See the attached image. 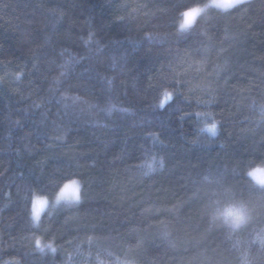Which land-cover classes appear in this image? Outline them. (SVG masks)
Instances as JSON below:
<instances>
[{
  "label": "trees",
  "instance_id": "16d2710c",
  "mask_svg": "<svg viewBox=\"0 0 264 264\" xmlns=\"http://www.w3.org/2000/svg\"><path fill=\"white\" fill-rule=\"evenodd\" d=\"M202 2L0 0V264H264L206 210L231 187L264 221L244 175L264 158V0L181 32ZM72 175L82 204L35 228L33 190Z\"/></svg>",
  "mask_w": 264,
  "mask_h": 264
},
{
  "label": "clouds",
  "instance_id": "9594fccd",
  "mask_svg": "<svg viewBox=\"0 0 264 264\" xmlns=\"http://www.w3.org/2000/svg\"><path fill=\"white\" fill-rule=\"evenodd\" d=\"M245 2L246 0H203L193 6H198L199 12H204L207 19H211L213 14L227 15ZM198 21L199 19L192 23L193 27ZM180 28L183 29V26ZM220 124L216 115L207 111L200 114L198 130L202 135L214 139L220 134ZM244 175L250 189L264 193V158L253 160L245 169ZM83 193V180L78 175L64 179L51 194L34 189L30 207L33 226L39 228L45 214L50 216L56 209L78 207L83 202ZM206 210L209 229H223L228 238L238 239L245 229L251 228V241L264 246V221L259 219L261 209L242 193L238 194L235 189L226 187L223 194L214 195L206 205ZM32 240L35 245L37 240L40 244L45 243V247L52 253L57 251L55 240L46 239L42 233H34ZM239 264H251V261L247 255L241 254Z\"/></svg>",
  "mask_w": 264,
  "mask_h": 264
},
{
  "label": "snow or ice",
  "instance_id": "6c2138e0",
  "mask_svg": "<svg viewBox=\"0 0 264 264\" xmlns=\"http://www.w3.org/2000/svg\"><path fill=\"white\" fill-rule=\"evenodd\" d=\"M198 13H199L198 6L185 8V10L182 13L183 17H184V25H191L194 22L195 18L197 17ZM184 25H182V26H184ZM161 103L163 104L164 101H162ZM36 245L37 246L40 245L39 240L36 241Z\"/></svg>",
  "mask_w": 264,
  "mask_h": 264
},
{
  "label": "rangeland",
  "instance_id": "374dc122",
  "mask_svg": "<svg viewBox=\"0 0 264 264\" xmlns=\"http://www.w3.org/2000/svg\"><path fill=\"white\" fill-rule=\"evenodd\" d=\"M200 13H202V12H199V13L197 14V16H198ZM195 19H196V18H195ZM181 25H184V17H182V21L180 22V25H179V30H180V31L186 30V29H187L188 27H190L192 24H191V25H184V26H183V29L180 28Z\"/></svg>",
  "mask_w": 264,
  "mask_h": 264
}]
</instances>
